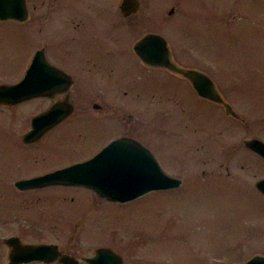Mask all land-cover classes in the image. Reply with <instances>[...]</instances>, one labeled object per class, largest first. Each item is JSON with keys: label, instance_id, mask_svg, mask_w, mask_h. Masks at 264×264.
<instances>
[{"label": "rangeland", "instance_id": "obj_1", "mask_svg": "<svg viewBox=\"0 0 264 264\" xmlns=\"http://www.w3.org/2000/svg\"><path fill=\"white\" fill-rule=\"evenodd\" d=\"M217 1L210 2L217 13L209 14L204 26L198 28L200 32L191 37L168 29V33H163L177 59L187 60L191 43L193 61L201 64L214 79L224 78L231 85L243 79L250 81L248 85H240L230 97L244 120L240 122L214 112L207 117L204 101L196 96L187 97L183 104L175 99L142 101L145 108L137 109L143 112V119L137 125L136 136L164 171L182 178L180 185L148 189L126 200L99 198L90 201L87 208L81 200L76 208L79 212L87 209V218L82 215L73 219V216L67 224H61L58 213L46 214L50 207L33 193L35 190L18 187L17 196L0 184V210L19 214L24 210L22 216L0 217V222L5 223L0 235L18 232L30 242H56L77 257L91 254L96 245L103 243L117 251L124 264L132 260L137 264H227L255 253L264 254V198L253 185L264 176V162L237 143L247 132L264 139V0ZM157 2L163 6L168 3ZM44 10L52 14L51 20L60 21L65 13V7L59 8L56 0L48 5L37 4L32 11L34 16L39 15L36 19L33 16L24 22L0 19V81L18 79L30 46L36 39L33 47L41 45L47 29L41 18ZM91 13V23L86 21L78 29L66 28L73 36L69 40L73 59L79 46L89 54L97 48V54L90 60L102 57L95 36L101 34L106 43L107 30L101 21L109 16V11L97 16ZM28 23L30 28H24ZM181 26L186 28L187 24ZM61 32L59 25L49 24L46 37L50 39V47L57 46ZM64 38L65 35L63 42ZM48 52L46 49L44 53L52 59ZM56 52L57 57L60 53ZM129 63L131 59L126 53L115 58L119 68ZM37 97L13 107L0 104V181L40 172L107 143L115 135L112 117L131 116L127 102H99L102 109L91 106L89 109L108 115L96 119L94 126L90 123L85 129L77 130L76 118H71L64 127L45 133L48 144L22 143L20 131L25 125L22 117L45 104L44 98ZM11 109L17 113L14 122L10 120ZM9 125H13L17 138L8 129ZM123 130L130 127L122 125L119 131ZM41 140L38 138L36 142ZM45 193L49 195L48 191ZM62 206H68L65 212L75 209V205ZM77 264L89 263L79 260Z\"/></svg>", "mask_w": 264, "mask_h": 264}, {"label": "flooded vegetation", "instance_id": "obj_2", "mask_svg": "<svg viewBox=\"0 0 264 264\" xmlns=\"http://www.w3.org/2000/svg\"><path fill=\"white\" fill-rule=\"evenodd\" d=\"M24 1L27 8V14L25 15V18L21 20L14 18H6V19H11L17 22H24L23 20L29 18L30 16H33V18L36 19L37 18L36 16L39 15L35 13L34 16L32 14V11L33 12L35 11V7L37 6V4L48 5V3L50 4V2L56 0H39L38 3H36L35 0H24ZM57 1L59 4V8L65 7V11H64L65 13H63V17H61L60 21L51 20L52 14H50L47 10H44L43 14L41 15V18H43L42 24L47 27L46 32L48 31L49 24L52 25L53 27L59 25L62 28L61 35L57 42V46L56 45L53 47L49 46L48 41H50V39L48 40L45 32L44 40H42L40 46L33 47V44L36 42L37 39L30 46L29 50L27 51L29 53L28 59L26 61L24 68L20 73L21 76L25 68L30 64L34 53L37 50H41L45 58V61H43L42 63L40 62L37 63V66L41 70V74H42V77L39 78V80L42 82L50 81L54 85V88L49 91V94L37 95L39 97L44 98L45 104L42 107L34 109L29 114V116L22 117L23 119L25 118V121H23L25 125L24 128L20 131V139L23 132L30 126V119L34 113L48 108L53 103H59L61 107L70 104L72 107L67 114H65L62 118L51 124L41 133V135L38 137L39 139H42L40 142H36L38 140L37 138L31 141L21 140L22 143H26V144L35 143V145L36 143L38 144L44 143L45 145L48 144L44 136L45 133L48 131L49 132L53 131V129H55L56 127H62V126L64 127L71 118H76L77 130H81V128L85 129L86 125L90 123H93L94 126L96 124V119H99L101 117H107L108 114L102 113L103 111L92 112L89 109V106H91L94 109H102L99 102H108L114 100L127 102L128 104L127 108L128 109L131 108V116L130 118L126 119L127 114L123 115L125 118L124 117L115 118L112 117V115H110L113 118V124L115 127V133H114L115 135L113 138L119 136H125L132 138L139 143L140 141L136 136L137 125H139L141 118L143 119V112L137 111V109H144L145 106L142 105L143 103L142 101H146V100H152L158 98L162 100L171 101V99H175L183 104L187 97L196 96L197 98L202 99L204 101L205 106L203 110H204V114L206 113L205 115H207V117L211 112L212 113L214 112L218 115L222 113L224 116L232 117L240 122L244 120L241 114H239V117H235L232 114H227L224 112L223 105L221 103L199 95L196 92L195 88L192 86L191 82L182 74L170 70L166 66L147 62L146 60H144L139 56V54L136 52L134 48V42L144 34L146 33L161 34L167 42V46H168L167 57H169L170 60L176 62L179 65L195 67L199 70L204 71L213 80V84L217 89V91L219 92V94L222 96V98L226 100L233 107L235 111H237L230 97L234 92H236L239 89L238 87L240 85L247 84L250 81L247 79H243L238 81V83L231 85L228 84L226 79L224 78L220 79V81L214 79L213 75L210 74L208 71H206V69H204V67L201 64L193 61V49L191 43H189L188 45V49L191 50L190 51L191 54L188 55L187 60L182 61L181 59L180 60L177 59L173 52V48L169 45L166 39L165 33H163V32H167L166 29H168L170 32L173 31H176L177 33L182 32L183 34L191 37L193 34L200 32L198 28L200 26H204L209 14L211 13V16H214V14L217 13L216 10L213 9V7H211L210 5V2L216 3L218 2L217 0H195V1L167 0L168 3L166 6H163L161 3H158L157 0H57ZM164 8L166 10H164ZM208 8H210L211 11H208L209 10ZM47 9L49 10V8ZM107 9L109 11V16H106V18L101 21V25L106 27L107 30L106 43L104 44V38L101 34H97L95 36L96 45L98 41L100 42L99 48L102 53L101 59L90 60V58H93L97 54V48L94 52L89 54L84 49L82 51V46L78 47V51L76 52V58L73 59L72 53L70 51L71 44L69 43L70 38H72L73 36L71 35L69 30H66V28L69 27H73L76 29L81 28L82 26L86 25V21H90L89 14L91 11H92L91 15L97 16V15H101L104 12V10ZM203 15L205 17L201 19L197 18V16H203ZM184 23L187 24L186 28L181 26V24ZM26 27L30 28L29 23L28 25L27 24L24 25V28ZM63 35H65L64 42L62 40ZM122 36L125 37L124 41H122ZM46 49L47 52L50 51L48 53L51 55L52 59L48 58L45 55L44 52L46 51ZM147 49L150 53H152L155 56V57L153 56V58L157 59V46L156 45L154 46L153 43L152 44L150 43V45L147 46ZM56 50L60 53V55H57V57L54 54V51ZM58 52H56V54H58ZM125 53L131 59V63L127 64L123 68H119L115 64V58L124 56ZM80 55H81V59H79ZM37 96H31L12 104H5V103H0V104H5L6 106L13 107L17 103H20L21 101L29 100ZM210 108H212V110L214 109L215 111H209ZM10 113L12 114L10 115V120H13L14 116H17V113L14 109H11ZM237 113L239 112L237 111ZM132 118L133 120H130ZM122 125L129 126L130 130L119 131V128ZM8 129H10L13 133V136L17 138L14 132L13 125L12 126L9 125ZM245 135H256V134L253 132H247ZM243 136H240L237 140V143L240 146H243L242 144ZM105 144L106 143L98 144L97 147L95 148H91L90 150H85L84 152L77 154L75 157H70L64 161H61L62 163L58 162L56 164H52L50 165L51 167L48 166L50 168L46 167L45 169L40 170V172L36 171L22 175L7 177L3 181H0V184L6 185L11 190H13L15 194L18 196L17 194L18 185L16 183L17 179L40 174L45 171H49L54 168L67 165L75 161L86 159L92 156L93 154L97 153L99 149L103 147ZM152 155L154 156V154ZM154 158L157 160L155 156ZM173 176L180 178V182L178 184L180 185L182 183V178L177 175H173ZM178 185L174 187H177ZM174 187H169V188H174ZM30 189L35 190L36 192L33 193H36V195L42 197L43 200L41 202L47 204L50 207L49 209L45 210L46 214H48L49 212H52L53 214L56 213L59 214L58 218L61 224H67L73 216H74L73 219H76V216L78 218L79 217L81 218L82 215L85 218H87L86 216L87 214H89L87 212V209H85V211L83 212H79L78 208H76V206L79 205V202L81 200L85 201L87 208L90 201H96L99 200V198L100 200L110 199L107 196L100 194L99 191L94 186L87 184L50 182V183L35 185L32 186L31 188L27 187V189L25 190L28 191ZM161 189H165V188H161ZM41 191L43 192L38 194ZM46 191H48L49 195L45 193ZM43 193H45V195H43ZM62 204L69 205L70 207L75 205V209L67 210V212H65L68 206L63 207ZM23 212L24 210L21 211V213L19 214L18 211L8 212V211L0 210V217L4 215H10V216L13 215L18 217V215L22 216ZM76 213L78 215H76ZM56 225L59 224L56 223ZM4 226L5 223L0 222V228ZM10 235L17 236L19 240L23 243L30 242L24 240L22 238V235L18 232H10L5 235H0V264H12L9 258V251L11 245L6 241V238ZM42 242L54 243L56 245V249L60 252V254L68 256V258H73L75 260V264H77L79 260H82L81 256L77 257L73 252L68 251L65 248L64 249L61 248L56 242H52V241H42ZM100 245H105V244L102 243ZM59 263L60 261L57 258H53L50 260L31 258L26 260H20L15 264H59ZM119 264H124V262L121 261L119 262ZM127 264H137V261L136 260L128 261Z\"/></svg>", "mask_w": 264, "mask_h": 264}, {"label": "water", "instance_id": "obj_3", "mask_svg": "<svg viewBox=\"0 0 264 264\" xmlns=\"http://www.w3.org/2000/svg\"><path fill=\"white\" fill-rule=\"evenodd\" d=\"M26 14L24 0H0V19L21 20ZM150 43L157 46V59H154V55L147 49ZM134 48L147 62L166 66L182 74L199 95L221 103L225 113L239 117V113L222 98L213 80L204 71L179 65L167 57V42L161 34H144L134 42ZM43 61L45 58L41 50H37L17 80L0 81V103L12 104L31 96L49 94L54 85L50 81L39 80L42 74L37 63ZM71 107L70 104L61 107L59 103H53L48 108L34 113L21 140L31 141L38 138L46 128L67 114ZM242 144L264 162V139L257 135H244ZM50 182L87 184L94 186L100 194L110 199L126 200L148 189L174 187L179 184L180 178L165 172L147 147L132 138L119 136L108 141L97 153L86 159L16 180L18 187L22 188ZM253 185L264 198V176L257 178ZM6 241L11 245L9 258L12 264L31 258H57L59 264H75L73 258L60 254L54 243H23L15 235L8 236ZM81 259L89 264H119L121 255L109 246L98 245L91 254L84 255ZM228 264H264V254L255 253L242 261Z\"/></svg>", "mask_w": 264, "mask_h": 264}]
</instances>
